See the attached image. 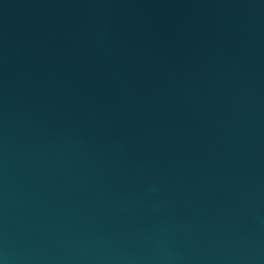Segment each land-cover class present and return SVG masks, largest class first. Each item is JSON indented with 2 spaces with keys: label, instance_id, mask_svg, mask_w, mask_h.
I'll return each instance as SVG.
<instances>
[{
  "label": "water",
  "instance_id": "95a60500",
  "mask_svg": "<svg viewBox=\"0 0 264 264\" xmlns=\"http://www.w3.org/2000/svg\"><path fill=\"white\" fill-rule=\"evenodd\" d=\"M0 264H264V0H0Z\"/></svg>",
  "mask_w": 264,
  "mask_h": 264
}]
</instances>
